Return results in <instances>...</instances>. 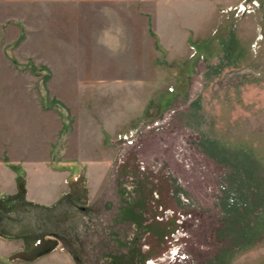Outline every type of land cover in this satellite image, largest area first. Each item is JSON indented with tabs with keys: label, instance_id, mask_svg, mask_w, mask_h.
Segmentation results:
<instances>
[{
	"label": "rangeland",
	"instance_id": "1",
	"mask_svg": "<svg viewBox=\"0 0 264 264\" xmlns=\"http://www.w3.org/2000/svg\"><path fill=\"white\" fill-rule=\"evenodd\" d=\"M120 6L92 8L94 26L115 29L114 81L5 71L2 137L18 114L51 108L64 124L55 149L80 162L53 158L68 178L51 208L0 197V264H264V0Z\"/></svg>",
	"mask_w": 264,
	"mask_h": 264
},
{
	"label": "crops",
	"instance_id": "2",
	"mask_svg": "<svg viewBox=\"0 0 264 264\" xmlns=\"http://www.w3.org/2000/svg\"><path fill=\"white\" fill-rule=\"evenodd\" d=\"M130 1L0 0V99L5 71L12 68L17 70L15 75H18V69L26 67L25 64L38 67L47 75V80L53 83L114 81L115 29L109 26L106 31L105 28L94 26L92 8L108 5L115 9ZM127 34H131L129 28ZM158 40L163 41L161 33ZM22 50L27 52L24 56L20 55ZM88 51L93 52L92 55ZM147 64L145 61L144 65L149 66ZM58 98L78 122V116L83 113L77 107L76 98L72 100L67 94H61ZM28 113L29 118L26 119L18 114L19 118H15L17 122L13 121L12 137L4 139L1 135L0 107V197L15 195L19 191V179H22L26 201L51 208L65 193L68 178V172L54 165L53 158H56L57 163L80 160L74 157L65 159L67 150L55 149L61 146L58 145L62 137L59 134L64 132L61 113L51 108H39L38 116L35 110L31 111V115ZM107 126L99 127V130L109 132L110 126ZM63 139L67 141L65 135ZM24 152L39 156L38 164L33 167L37 177L34 176L32 165L23 159ZM48 180H53V184L49 185ZM50 193L54 196L50 197ZM11 240L2 239V242ZM14 253L19 251L11 255ZM7 256L9 254L1 255L0 261L4 262Z\"/></svg>",
	"mask_w": 264,
	"mask_h": 264
},
{
	"label": "built area",
	"instance_id": "3",
	"mask_svg": "<svg viewBox=\"0 0 264 264\" xmlns=\"http://www.w3.org/2000/svg\"><path fill=\"white\" fill-rule=\"evenodd\" d=\"M239 12L240 13H242L243 11H245L246 9L242 6V5H240L239 6ZM137 130L136 129H134V130H131L130 132H128L127 134H125V135H123V137L121 138V137H119L120 139H122V140H124V141H131V139L134 137V135L137 133L136 132Z\"/></svg>",
	"mask_w": 264,
	"mask_h": 264
},
{
	"label": "water",
	"instance_id": "4",
	"mask_svg": "<svg viewBox=\"0 0 264 264\" xmlns=\"http://www.w3.org/2000/svg\"><path fill=\"white\" fill-rule=\"evenodd\" d=\"M19 190H20L22 193L25 192L24 189H23V184H21V185L19 186Z\"/></svg>",
	"mask_w": 264,
	"mask_h": 264
},
{
	"label": "trees",
	"instance_id": "5",
	"mask_svg": "<svg viewBox=\"0 0 264 264\" xmlns=\"http://www.w3.org/2000/svg\"><path fill=\"white\" fill-rule=\"evenodd\" d=\"M13 169H15L14 167H12Z\"/></svg>",
	"mask_w": 264,
	"mask_h": 264
},
{
	"label": "flooded vegetation",
	"instance_id": "6",
	"mask_svg": "<svg viewBox=\"0 0 264 264\" xmlns=\"http://www.w3.org/2000/svg\"><path fill=\"white\" fill-rule=\"evenodd\" d=\"M47 252V251H46Z\"/></svg>",
	"mask_w": 264,
	"mask_h": 264
}]
</instances>
